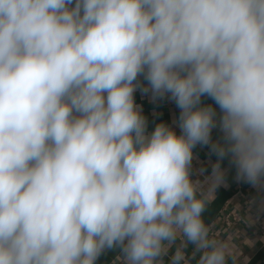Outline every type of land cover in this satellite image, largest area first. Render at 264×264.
Wrapping results in <instances>:
<instances>
[{
  "label": "clouds",
  "instance_id": "obj_1",
  "mask_svg": "<svg viewBox=\"0 0 264 264\" xmlns=\"http://www.w3.org/2000/svg\"><path fill=\"white\" fill-rule=\"evenodd\" d=\"M229 173L264 211V0H0V264H241Z\"/></svg>",
  "mask_w": 264,
  "mask_h": 264
},
{
  "label": "crops",
  "instance_id": "obj_2",
  "mask_svg": "<svg viewBox=\"0 0 264 264\" xmlns=\"http://www.w3.org/2000/svg\"><path fill=\"white\" fill-rule=\"evenodd\" d=\"M137 103L143 104L144 111L149 120V129L160 121L171 123L174 116L178 115V109L171 102H161L159 105L151 104L146 97L139 93L136 96ZM211 101H206L210 103ZM200 160L206 162L207 149H197ZM214 160L215 157H212ZM199 167V164H197ZM228 187H220L216 195L211 197L212 203L205 213V219L212 233L219 235L217 238L230 241L241 249L244 257H247V264H264V211H257V207L249 202L257 197L254 189L246 184H238L233 179V174L228 175ZM227 213H236L239 222L232 228L224 224V217ZM119 256L109 253L102 256L98 264H118Z\"/></svg>",
  "mask_w": 264,
  "mask_h": 264
},
{
  "label": "built area",
  "instance_id": "obj_3",
  "mask_svg": "<svg viewBox=\"0 0 264 264\" xmlns=\"http://www.w3.org/2000/svg\"><path fill=\"white\" fill-rule=\"evenodd\" d=\"M239 222V216L236 213H227L224 217V224L227 228H232L234 227L237 223ZM262 225V230H264V221ZM218 237L219 235H215Z\"/></svg>",
  "mask_w": 264,
  "mask_h": 264
}]
</instances>
